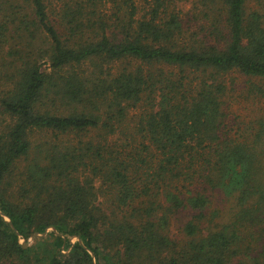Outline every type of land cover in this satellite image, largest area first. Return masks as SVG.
I'll use <instances>...</instances> for the list:
<instances>
[{"label":"trees","instance_id":"trees-1","mask_svg":"<svg viewBox=\"0 0 264 264\" xmlns=\"http://www.w3.org/2000/svg\"><path fill=\"white\" fill-rule=\"evenodd\" d=\"M259 3L0 0V264H264V108L224 131Z\"/></svg>","mask_w":264,"mask_h":264},{"label":"rangeland","instance_id":"rangeland-1","mask_svg":"<svg viewBox=\"0 0 264 264\" xmlns=\"http://www.w3.org/2000/svg\"><path fill=\"white\" fill-rule=\"evenodd\" d=\"M138 3H143L145 0H136ZM247 5L251 8H258L260 5V0H246ZM60 0H50V4H54V7H57L59 5ZM186 9L189 8V4H185ZM58 8V7H57ZM227 94L225 96V103L224 108L226 111V118H225V124L226 127L224 128V131L228 130L227 133H230L231 135L236 134L237 125L238 127L243 128L247 122L254 119L256 116L260 115L263 108H264V98L260 97L259 95H256L254 91H249L251 83H255L258 85L264 86V81H258L257 79H253L250 77H247L242 74L238 73H231L227 79ZM85 139V137H84ZM99 200L104 199L102 197L99 198ZM230 207V202L228 199L223 198H214L212 203L210 204V208H215L220 211V220L223 219L224 216L227 215L228 210ZM232 211V210H231ZM185 220V216L178 215L177 217H174L170 224V236L174 237H180L181 234V225L183 221ZM214 222L219 223V218L216 217L213 220ZM49 231H53L55 234L57 232L55 231L54 227H48L46 234L42 235V233H38V235H34V233L27 239V242L23 241L22 239L20 242H25L27 245H32L34 243L35 238H48L51 240V237L49 235ZM77 240L76 237L70 238L71 242H74ZM25 246V247H26ZM67 250H64L63 253H66Z\"/></svg>","mask_w":264,"mask_h":264},{"label":"water","instance_id":"water-1","mask_svg":"<svg viewBox=\"0 0 264 264\" xmlns=\"http://www.w3.org/2000/svg\"><path fill=\"white\" fill-rule=\"evenodd\" d=\"M46 232H47V229L42 233V235L46 234ZM34 235L36 236V235H38V233L35 232ZM21 245H22V247H25L26 246V243L25 242H22Z\"/></svg>","mask_w":264,"mask_h":264}]
</instances>
